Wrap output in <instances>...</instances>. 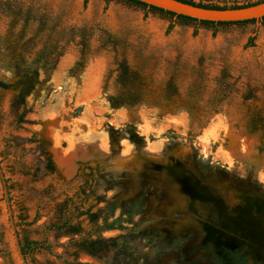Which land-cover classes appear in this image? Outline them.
I'll list each match as a JSON object with an SVG mask.
<instances>
[{
    "label": "rangeland",
    "instance_id": "1",
    "mask_svg": "<svg viewBox=\"0 0 264 264\" xmlns=\"http://www.w3.org/2000/svg\"><path fill=\"white\" fill-rule=\"evenodd\" d=\"M259 110L262 22L184 23L119 0H0V264H264ZM174 147L228 194L224 217L247 224L188 204L154 173L132 191L135 163ZM25 242L38 248L24 255Z\"/></svg>",
    "mask_w": 264,
    "mask_h": 264
},
{
    "label": "water",
    "instance_id": "2",
    "mask_svg": "<svg viewBox=\"0 0 264 264\" xmlns=\"http://www.w3.org/2000/svg\"><path fill=\"white\" fill-rule=\"evenodd\" d=\"M153 6L176 15L185 16L199 21L208 22H244L249 20L259 21L264 17V1L241 8H204L188 4L179 0H134ZM177 148H172L166 153L161 162L148 160L136 162L130 187L135 193L142 181L149 173H154L158 185L163 189L178 187L177 193L181 195L188 204L194 207L200 206L209 210L212 217L226 219L232 226L245 225L242 219L225 216L229 207L230 198L228 194L223 195L221 190L213 181H203L194 175L190 168L189 158ZM4 185V182H2ZM5 198L6 187L4 186ZM15 241L17 239L15 237Z\"/></svg>",
    "mask_w": 264,
    "mask_h": 264
},
{
    "label": "trees",
    "instance_id": "3",
    "mask_svg": "<svg viewBox=\"0 0 264 264\" xmlns=\"http://www.w3.org/2000/svg\"><path fill=\"white\" fill-rule=\"evenodd\" d=\"M86 1L87 0H84V3H86ZM119 1H123V2L129 3L131 5H135V6L147 9L150 12H153V13H158V14L163 15V16L171 17V18H173L175 20H178V21H181V22H184V23L193 22V23H196V24H199V25L217 27V26H228V25H232V24H248V23H256L257 22L255 20H249V21H244V22H208V21H199V20H195V19L188 18V17H185V16L176 15L174 13L167 12V11H164L162 9H158L156 7H153V6H148V5L144 4V3H141V2H138V1H134V0H119ZM179 1L185 2V3H188V4H192V5H197V6L204 7V8H214V9L222 8V9H224V8L247 7V6H251L253 4H257L259 2H262L264 0H260V1L255 2V3L241 5V6L234 5V6H229V7H227V6H218V5H213V4H205V3H200V2L196 3L193 0H179ZM259 22L264 23V17L262 19H260ZM172 28H173V24H170L168 26V28H167V31H170ZM252 40H253V38H251L249 40V43H247V45L245 47L252 46V43H251ZM22 103H23V101H22ZM261 113H262V111L259 110L258 112H256L253 115L252 120H251V125H252L253 129L262 131L264 133V117H262ZM1 177H2V175H1ZM111 228H112V225H107V227H106V229H111ZM36 248H38V243L25 242L22 245V247H21V253L23 254L25 252V250H26V253H24V255H25V254H28L29 252L33 251Z\"/></svg>",
    "mask_w": 264,
    "mask_h": 264
}]
</instances>
